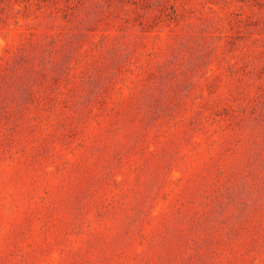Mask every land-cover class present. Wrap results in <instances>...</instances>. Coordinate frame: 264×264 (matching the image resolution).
I'll list each match as a JSON object with an SVG mask.
<instances>
[{"label":"rangeland","instance_id":"rangeland-1","mask_svg":"<svg viewBox=\"0 0 264 264\" xmlns=\"http://www.w3.org/2000/svg\"><path fill=\"white\" fill-rule=\"evenodd\" d=\"M0 264H264V0H0Z\"/></svg>","mask_w":264,"mask_h":264}]
</instances>
